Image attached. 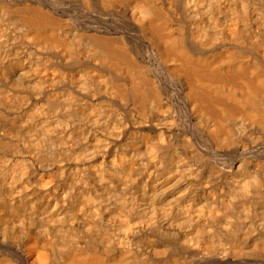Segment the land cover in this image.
<instances>
[{"label":"bare ground","instance_id":"bare-ground-1","mask_svg":"<svg viewBox=\"0 0 264 264\" xmlns=\"http://www.w3.org/2000/svg\"><path fill=\"white\" fill-rule=\"evenodd\" d=\"M0 264H264V0H5Z\"/></svg>","mask_w":264,"mask_h":264},{"label":"rangeland","instance_id":"rangeland-1","mask_svg":"<svg viewBox=\"0 0 264 264\" xmlns=\"http://www.w3.org/2000/svg\"><path fill=\"white\" fill-rule=\"evenodd\" d=\"M6 3L5 0H0V5Z\"/></svg>","mask_w":264,"mask_h":264}]
</instances>
